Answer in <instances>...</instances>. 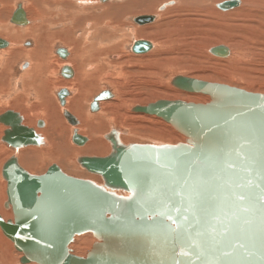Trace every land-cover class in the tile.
Masks as SVG:
<instances>
[{
  "label": "water",
  "instance_id": "1",
  "mask_svg": "<svg viewBox=\"0 0 264 264\" xmlns=\"http://www.w3.org/2000/svg\"><path fill=\"white\" fill-rule=\"evenodd\" d=\"M20 11L13 22L27 24ZM146 49L150 42L133 46L136 53ZM221 51L226 55L227 47L212 54ZM172 85L210 101L159 100L133 111L161 118L187 141L124 146L111 136L110 155L78 159L104 185L68 176L57 165L32 176L17 159L8 162L6 207L14 222L0 216V227L22 254L21 264H264V94L181 76ZM68 94L59 93L63 107ZM111 98L110 91L101 93L92 111ZM64 116L78 124L67 110ZM0 121L11 127L4 140L13 148L41 144L15 114ZM73 140L87 142L76 134ZM87 233L97 242L81 257L70 246Z\"/></svg>",
  "mask_w": 264,
  "mask_h": 264
},
{
  "label": "rangeland",
  "instance_id": "2",
  "mask_svg": "<svg viewBox=\"0 0 264 264\" xmlns=\"http://www.w3.org/2000/svg\"><path fill=\"white\" fill-rule=\"evenodd\" d=\"M88 1L90 5H92V7L100 4V1L98 0H88ZM128 1L129 0H119V1L113 0L111 3H118V2L121 3ZM155 1L158 2L159 0H155ZM167 1L169 0H164L161 3L158 2L159 4L157 3L156 9L158 13L155 12L151 14H145L141 12L132 13L130 15L124 16L119 23L116 22L117 21L116 19L113 20V22H115V26H119L120 30L121 29L125 30L126 34L132 40H130L131 42L128 41L127 35H126L127 39L124 36L123 40H121L122 32L120 30H117L118 40L124 42L123 45H121V50H120L121 53H117L118 52L117 51L104 55V57H106L105 59L110 61V63L107 66L108 68L106 70H108V73H110L111 77L108 78L109 80L108 79L103 81L99 80L98 82L94 81L95 85L93 86V89L91 88L93 91L91 90L88 93L89 95L91 94L94 95L92 96V98L91 96L89 97V102L86 101L87 103L85 104V111L88 110L90 112L91 109L90 114L93 116H99L100 113L102 114V112L103 115L107 113L106 115H108V117L110 116L109 119H107V121L109 120V122L105 121L104 123L105 126L104 132L100 138L103 137L104 133H111L114 131L113 133L117 135V138L121 142L120 144L123 143L122 145L124 146H129L131 144L177 145L179 143L186 142L187 138L184 135L179 133L169 123L165 122L161 118L157 116H150L146 114L136 113L133 111V108L138 105L147 106L159 100H170V101L182 100L193 103H208L210 101V97L208 95L201 93L187 92L174 87L172 85L173 79L180 76L186 78H192V79H199L210 83L227 84L234 87L245 89L250 92H257L264 94V9L259 14L258 24L255 25L256 28L253 29L246 24L249 28L247 27V31L243 33V35L250 40L253 39L252 36L259 35L263 38V42H261L260 44L258 43L254 44L252 41H250L252 42L250 44H242L238 40L230 43L226 42L225 44L230 46L229 47L225 45V47L229 49V53L228 55L225 56H219L212 54V50L214 49V48L212 49V47L216 46V44L219 45L224 44L223 41L219 40V36H218L220 34H225L223 26L221 24V20H222L221 18L228 14H231V12H235L238 10L240 11L241 8L244 6L242 4V0H227V2L235 1L236 6L235 7L232 6L231 8H226V6L224 5L221 11L219 12L214 11L213 13L214 15L212 13L211 15L209 14L210 18L208 19L203 17L202 18L198 17L199 20L197 21L196 18L198 15L191 16L186 13L185 15L188 18L191 16L192 21L190 23L184 20L182 21L179 16H175L176 15L174 14L175 10H173L174 13H170L168 11L161 12L160 8L163 5H165ZM219 1H225V0H219ZM108 3H110V1H108ZM138 3L139 1H137V4ZM260 3L264 4V0H260ZM210 4L211 3H209L208 6H210ZM18 5L23 6L24 0H17L13 4L12 7L13 10H10L11 15L18 8L16 7ZM86 7L88 8L89 6L86 5L85 8ZM92 7L90 6L89 8ZM194 8L197 7L194 6ZM253 13L255 12H251L250 14ZM143 15L156 16L157 21L155 23H152L153 25L161 20H165V22L163 21L164 31H165L162 34L163 40H166L169 37L172 38V45L171 48H169L168 50L170 55L169 58H167L165 53L159 55L157 58L155 56L151 58V55L159 48H161L158 42H155L151 37H149L150 35L154 37V34L156 32L154 31L149 32L148 36L145 38L141 37V35H139L140 37L139 38L134 33L136 32L137 27L140 28V27L152 26L150 24L138 25L135 23V19L138 16H143ZM10 17H8V23L10 25L16 26V24H12L10 22ZM231 19H233V21H240L241 16L235 18L226 17V20H231ZM27 26L28 25L21 27H24V29H26ZM123 26L124 28H122ZM56 28L59 27L56 26ZM88 29H90L89 30L90 32L88 34H90L89 36H91L93 32L92 28L87 27V25L83 23L80 29L82 30V32L79 31L76 36L80 38L79 35L84 34L83 31H88ZM161 32L163 31L161 30ZM113 33H115V31H113ZM182 34H187L190 36L189 38L184 37L183 39H186V42L179 43L175 47L174 40H178V38H182L181 37ZM175 37L176 39H174ZM192 40L194 41L197 40V41L193 43ZM200 40L202 42H200ZM138 41H146V42L153 41V47L151 45V49L148 52H144L143 55L142 53L136 54L133 52V46ZM25 42H26V46L25 45L23 46L22 44ZM28 42L33 43V46L32 44L28 46L27 45ZM18 45H19L18 46L19 49L24 47L31 49L33 47L34 48L36 47V42L33 38L25 37V39L22 38L20 43L18 42ZM186 46L187 48H185ZM11 48L12 47H8L6 49H0V60L2 61L6 60L7 58L6 51L10 50ZM59 48L67 49L68 52L71 53L70 54L71 56L67 57L68 59L67 58L61 59L56 54V50ZM152 48H154L155 50ZM183 48L186 51L181 50ZM208 48H209V52H208ZM50 51L52 53V56L56 57V58L54 57L50 58L52 68L59 67L60 64L58 61H56V59L58 58L60 59L59 61H62L64 63L62 65L63 67L67 66L66 64H68V66L70 65L71 67H74L71 65L69 61H72L70 57H72V55H75V53L71 51V47L65 44L63 40L61 39L53 40V42L51 43ZM168 51H166L167 54ZM144 56L146 57L143 60L139 59ZM230 56L231 58H229ZM115 58H119V59H115ZM218 58L222 60H219ZM224 58H228V59H224ZM171 60L173 61L170 63L172 64L174 62L175 64L171 65L167 63ZM25 63H28V60L26 58L24 57H21L19 59L16 58L14 60L13 65L10 67V69L7 70L6 73L7 76H5L4 74L0 78V116H2V114L4 115L9 112L13 113L14 111H10L11 107L8 106L7 104L11 103L18 94H22L24 92L20 77L29 70L28 68H27L28 70L22 68ZM32 65L33 63L31 64V68ZM3 66H5L4 62L0 64L1 71L5 70V67ZM57 75L58 74L55 75V79L56 78L57 79L52 82V85L55 87L53 88V86L52 87L50 86V88H47L48 96H50V99L52 101H54V98H57V93L62 89H68L70 92V96L72 93L71 89L68 88L67 86H62V88L60 87L61 81ZM44 79L46 80V77ZM6 80L7 82H5ZM26 86H28L29 88L27 92L30 93V96H28L30 97V102L36 103L37 90H35L34 87L32 86V82L29 81L26 82ZM105 91H110L112 93V98L109 100L107 99L104 100V102H107L108 104L106 103L105 105H103V108H102V104H100L99 112L97 113L96 111L94 113L92 111V108H90V106L92 107V103L94 99ZM61 109H64V111L65 110L69 111V109L67 108V103L65 108L61 107ZM14 114H18V113L14 112ZM58 115L59 114L56 112V110L53 109V112L51 111V117L50 119H48L49 126L46 129L42 127L39 128L37 127V130H39L40 132L39 135L40 137H42L41 138L42 143L39 145L40 148L39 147L37 148L38 149L47 148L48 141L45 138H49L48 140L54 141L57 147V149L51 150L52 154L60 155L61 153H65V154L73 155L74 148L68 145V143L73 144V146H75L76 149L78 148L82 149L83 147L87 146L90 143L89 137H91V135L84 133V127L87 126L88 123L86 122L84 123V120H82L83 124L80 125L78 124L76 126H73L67 121V119L64 116L62 117V121H61L59 119L61 117ZM74 115L77 116L76 114ZM77 118L79 117L77 116ZM111 118L113 122L111 121ZM38 119H42V118H36L31 113V115H29V120H31L30 123L33 124H30L29 126H32V128L36 126L35 123L37 122ZM22 123L23 122L21 120V124ZM54 124L58 125V128L60 130L59 133L60 135L56 134L52 130H49V127L53 126ZM88 126H89L88 129H90L91 131L94 130L92 126L90 125ZM2 127L3 129H5L7 126L3 125ZM7 129L11 130V127L8 126ZM89 133L91 134V132ZM75 134L79 136L81 135L85 138L87 137L88 139L87 142L84 145H77L73 140ZM118 135H120L122 139L119 138ZM43 139L47 141L46 146L45 144H43L44 143ZM107 142L111 144V148L106 147V144H104L103 153L100 154L85 153L83 155L82 154L75 155L74 156L75 161L74 160L72 161L82 169H78V170L74 169L73 171H71L69 169L68 170L64 169L63 167L64 164L61 165V163H56L53 161L39 162V160L37 159L38 153L34 152V150L25 151L24 154L22 153L23 155L21 154V158H19V153H21L25 149L27 150L28 148L34 149L35 145L17 149L10 146L3 139L0 143V207L5 213L10 215L7 216V219L4 218L6 222L8 221L14 222V214L12 209L6 207V203L8 201V196H7L8 183H6V180L3 176L4 168L11 159L13 158L17 159L18 165L28 173L31 172V174L34 176L45 175L47 171L56 164L61 168L62 172L67 174L68 176L83 180H90L93 182H97L98 185H104L102 178L95 174H91L86 169H84L78 162L77 158L79 159L80 157L91 156V155H98L97 157H105L110 155L112 152L113 145L110 138L109 139L107 138L106 143ZM34 155H36L37 158ZM28 168L30 169V172L28 171ZM32 169H33V173L31 171ZM0 213L2 214L3 212ZM0 235L2 238H4L3 241L0 240V264H21L20 260L22 254L15 249L13 242L4 235L1 227H0ZM96 242L97 240L95 239V237L91 233H87L81 236H77L74 243L70 247L73 250L74 254L81 257H86Z\"/></svg>",
  "mask_w": 264,
  "mask_h": 264
},
{
  "label": "bare ground",
  "instance_id": "3",
  "mask_svg": "<svg viewBox=\"0 0 264 264\" xmlns=\"http://www.w3.org/2000/svg\"><path fill=\"white\" fill-rule=\"evenodd\" d=\"M16 1L17 0H0V43H3V44L6 43L7 45L5 47H7V48L12 47L10 50H7V51L5 50L6 55H7L6 60H4V59H3L4 61L0 60V64L2 62H4V65H5V66H3V67H5V70H2V71L0 70L1 71L0 72V78L4 74H5V76H7V74H6L7 70L10 69V67L13 65L14 60L16 58H18V59L21 57L26 58L28 60V63H29L27 68H29V66L31 68L32 63H33V65H32L31 69L29 68L30 69L29 72L28 71L25 72V74H23L20 77L24 92L22 94H18L11 103L7 104L8 106L11 107L10 111H14V112L18 113L15 115L18 116V118L22 120V122H23L22 125L29 127V128H32V126H29V125L33 124V123H30L31 120H29V115H31V113L36 118H42V119H38L37 122L35 123L36 126L33 127V129L37 132V134H40L39 130H37V127L39 128V126H40V127L46 129L49 126V123H48L49 120L48 119H50L51 111L53 112V109L56 110V112L59 114L58 116L61 117L59 119L62 121V117L64 116V109H61L62 105L61 106L59 105L57 98H54V101H52L50 99V96H48V91H47V88H50V86L51 87L53 86L52 82L57 79V78L55 79V75L56 74L59 75V71L61 70V67H63L62 65L64 64L62 61H59L60 60L59 58L56 59V61H58L60 64L59 65L60 70H59V67L58 68H52L51 61H50V58L54 57V56H52V53L50 51L51 43L53 42V40L61 39V40H63V42L65 44L69 45V47H71V51L73 53H75V55H72V57H70V59L72 61H69L71 63V65L74 67H71L70 65L68 66V64H66L67 66L64 67L63 74L67 78H69V77L73 76V70H76L75 74L77 73V75L74 74L75 76L73 77V79H71L69 81H67L68 79L65 80V79L60 78V81H61L60 87L62 88V86H67L68 88L71 89V92H72L71 96L68 94L70 97L66 101L67 102V108L69 109L68 112L70 114H72L77 119V122L79 125L83 124L82 120H84V123L85 122L88 123V125L92 126V128L94 129V130L92 129L93 131H91L90 129H88V127H89L88 125L84 127V133L91 135V137H89L90 143L87 146L83 147L82 149L81 148L76 149L75 146H73V144L68 143V145H70V146H72V148H74L73 149L74 150L73 155L72 154L71 155L65 154V153H61L60 155L52 154L51 150L57 149L56 144L54 141L48 140L49 138H45L48 142L45 141V139H43V141H44L43 144H45V146H46V142H47V148L38 149L37 147H39V145H35L34 149L28 148L27 150L25 149L21 153H19V158H21V154L22 153L24 154L25 151L34 150V152L38 153V158L36 155H34V156L39 160V162H41V161L42 162L53 161L56 163H61V165L64 164L63 165L64 169H67V170L69 169L71 171H73L74 169L75 170L82 169V168L78 167V165L76 163H74L72 161V160L75 161V157H74L75 155H78V154L83 155L85 153H88V154L103 153L104 152V144H106V147L111 148V144L108 142L106 143L107 138L109 139L111 135L112 136L114 135V137L117 136L113 133L114 132L113 131L111 133H104L103 137L100 138L104 132L105 121L109 122V120L107 121V119H109L110 116L108 117V115H106L107 114L106 112H105L106 114H104V115L102 112V114L100 113L99 116H93L90 114L91 109H90V112L88 110L85 111V104L87 102H89V97L91 96V98H92V96L94 95V94H91V95L88 94L93 89V86L95 85L94 81H96V82H98L99 80L103 81V80H107L108 78L111 77L110 73H108V70H106L108 68L107 66L110 63V61L106 60L105 59L106 57H104V55H107L111 52H117V51H118L117 53H121L120 52L121 45H123L124 42L118 40L117 30H120V27L115 26V22H113V20L116 19L117 20L116 22L119 23L124 16L130 15L132 13H139V12L145 13V14H151L154 12L158 13L157 9H156L157 3L158 2L161 3L164 0H159L158 2L155 0H129L128 2H121V3H119V2L118 3H111L113 0H105V1L104 0H98V1H100V4L97 6H94V7H92V5H90L88 0H24V5L23 6H21V5L16 6V7H18L16 10L18 11V9L20 7L21 11L19 12L18 16L20 18H23V21H26V22L28 21V22H27V24H23V22L20 20L17 22H13V19L16 16V14H15L17 12L16 11L14 13L13 19L11 21V23L16 24V26H14V25H10L8 23V17L11 16L10 10H13L12 9L13 4ZM108 1H110V3H108ZM137 1H139L138 4H137ZM226 2H227V0H225V1H219V0H171L170 1L169 0V1H167V3L165 5H163L160 8V11L161 12L162 11H165V12L168 11L170 13H174L173 10H175V13H174V14H176L175 16H179L182 21L184 20V21H187L188 23H190L192 21L191 16H194V15H198L196 18L197 21L199 20L198 17H200V18L203 17L206 19L210 18L209 14L210 15H211V13L213 14L214 11H218V12L221 11ZM230 2H235V1H230ZM102 3H104V4H102ZM209 3H211L210 6H208ZM242 4L244 6L241 8L240 11L238 10L235 12H231V14H228V15L221 18L222 19L221 24L223 26L225 34H220L218 36H219V40L223 41L224 44H220V45L216 44V46H213L212 49L215 47H218V46H225V45H227V44H225L226 42L230 43V42H235L236 40L240 41L242 44H250L252 42L254 44H257V43L260 44L261 42H263V38L259 35L252 36V38L254 40L253 39L250 40V39L246 38L243 35V33H245L247 31V27H248L247 25H249L253 29L256 28L255 25L258 24L259 14L264 9V4H261L260 0H242ZM86 5L89 7L91 6L92 8H89V7L85 8ZM194 6H196L197 8H194ZM235 6H236V2L233 3V7H235ZM251 12H255V13L250 14ZM186 13L188 15H191V16L188 18L185 15ZM238 16H241L240 21H233V19L226 20V17L235 18ZM141 17H145V19L151 18L152 21L146 22V23L145 22H137V20ZM255 18H256V21H255ZM223 19H225V20H223ZM31 20H32V22H31ZM156 21H157L156 16H149V15L138 16L135 19L136 24H138V25H147V24L149 25L150 24L152 26H146V27H140V28L135 27L136 32H134V33L138 37H139V35H141V37L145 38L148 36L149 32H153V31L156 32L154 34V37L151 35L149 37H151L155 42H158V44H160L161 48H159L157 51H155L151 55V58H153V56H155L157 58L159 55H161L163 53H165L167 58H169L170 55H169L168 50H169V48H171L172 38L169 37L166 40H163L162 34L165 32L163 21L165 22V20H161V21H159L153 25L152 23H155ZM83 23H85L87 25V27L92 28L93 32H92V35L89 36L90 34H88V33L90 32L89 31L90 29H88V31H83L84 34L79 35L80 38H78L76 35L78 34L79 31L82 32V30H80V29H81ZM25 25H28L29 27L27 26L28 28L26 27V29H24V27H21V26H25ZM92 25H93V27H92ZM56 26H58L59 28H56ZM122 28H124V26ZM22 29H24V30H22ZM253 29H251V30H253ZM161 30L163 32H161ZM113 31H115V33H113ZM120 31L122 32L121 33L122 34L121 40H123V37L125 36V38H126L127 34H126V31L123 29H121ZM189 36L190 35L182 34V36H181L182 38H178V40H174L175 47L179 43H185L186 39H183V38L184 37L189 38ZM25 37L33 38L36 42V47L35 48L33 47L31 49L30 48L28 49L27 47L19 49L18 48V46H19L18 42L20 43L22 38L25 39ZM127 38H128V41L132 40L128 35H127ZM174 39H176V37ZM196 41L192 40L193 43H195ZM250 41H252V42H250ZM200 42H202V41L200 40ZM140 43H142V42H140ZM22 45L26 46V42L23 43ZM150 45H152V47H153V41L150 42ZM32 46H33V43H32ZM193 46H195V45H193ZM227 46H229V45H227ZM5 47H1V48H5ZM190 47H192V46H190ZM185 48H187V46ZM152 49H154V48H152ZM60 50H61L60 53H58V51H57V54L62 59H66L68 57V55L71 54L70 52L68 53V51L64 48H62ZM181 50L184 51L185 49L183 48ZM148 51L146 49V51H144V52H148ZM166 51H168V54L166 53ZM133 52L136 53L135 51H133ZM208 52H209V48H208ZM214 52H215V50H214ZM143 53H142V55H143ZM216 53H218V51ZM228 53H229V49L227 48V53H225V54L228 55ZM136 54H141V53H136ZM217 55L225 56L222 51ZM145 57L146 56L139 58V59L143 60ZM54 58H56V57H54ZM229 58H231V56ZM115 59H119V58H115ZM173 59H175V58H173ZM224 59H228V58H224ZM29 60L31 61V63ZM219 60H222V59H219ZM172 61L173 60H171L167 63L171 64L170 62H172ZM175 61H177V60H175ZM52 63H53V61H52ZM172 64H175V63L173 62ZM180 65H178V66H180ZM72 68H73V70H72ZM9 73H11V72H9ZM157 75H158V73H157ZM45 77H46V80L44 79ZM31 79H33V80H31ZM189 79H192V78H189ZM28 81L32 82V86L34 87L35 90H37V94H36L37 101H36V103H31L30 97H28V96H30V93L27 92V90L29 88H28V86H26V82H28ZM5 82H7V80ZM6 87H8V86H6ZM54 87L55 86H53V88ZM63 91L68 92L67 89H63L61 92H63ZM53 92H55V91H53ZM94 101H95V99H94ZM106 103L107 102H104V100H101L99 102V104H98L99 109H98L97 113L100 110V104H102V108H103V105H105ZM88 104H90V103H88ZM90 108H91V106H90ZM14 112L13 113L9 112V113L14 114ZM73 113L76 114L79 118H77V116H75ZM7 114L8 113H6L4 115L2 114V117L7 115ZM111 121H112V118H111ZM1 123L2 122L0 121V143L3 139H5L4 136L6 135V131H8V129H7L8 126L2 123L3 125L7 126L5 129H3V127H2L3 125ZM4 130H6V131H4ZM49 130H52L56 134L60 133L58 125H56V124L49 127ZM89 132H91V134ZM120 135H118V136H119V138L122 139V137ZM86 139H87V137H86ZM110 140H111V138H110ZM69 142H70V140H69ZM2 149H3V147H2ZM91 156H98V155H91ZM77 160H78V158H77ZM41 164H44V163H41ZM29 168H28V171L30 172ZM31 171L33 173V169ZM29 174H31V172ZM32 176H34V175H32ZM6 183H7V181H6ZM95 183H97V182H95ZM126 195H127V193H126ZM0 210H1L0 212H3L2 213L3 216L0 213V216L3 219L4 218L7 219V216H10L7 213H5L2 210V208ZM4 221L6 222L5 219H4ZM3 239L4 238H2L0 235V240L3 241Z\"/></svg>",
  "mask_w": 264,
  "mask_h": 264
},
{
  "label": "crops",
  "instance_id": "4",
  "mask_svg": "<svg viewBox=\"0 0 264 264\" xmlns=\"http://www.w3.org/2000/svg\"><path fill=\"white\" fill-rule=\"evenodd\" d=\"M16 12V10L12 13V15H11V17H10V22L12 21V19H13V15H14V13ZM13 24V23H12ZM28 46H30L31 45V43L29 42V44H27ZM5 48H7V47H5ZM5 48H0V49H5ZM57 54V53H56ZM57 56H59L58 54H57ZM60 57V56H59ZM62 59V58H61ZM20 61V60H19ZM27 67H28V63H25L24 65H23V67L22 68H25V69H27ZM65 67V66H64ZM64 67H61V70H60V68H59V75H58V78H62V79H65V80H67V81H69V80H71V79H73V77L76 75L75 74V70H73V68H72V70H73V76L72 77H69V78H67L64 74H63V69H64ZM29 68H30V66H29ZM28 68V69H29ZM27 69V70H28ZM30 71V69L28 70V72ZM75 74V75H74ZM63 90V89H62ZM62 90H60L58 93H57V98H58V101L60 102V100H59V93L62 91ZM68 90V89H67ZM69 92V91H68ZM68 98V97H67ZM67 98H66V101H67ZM67 103V102H66ZM60 106H61V102H60ZM62 107V106H61ZM65 117V116H64ZM68 121V120H67ZM69 122V121H68ZM42 138V137H41Z\"/></svg>",
  "mask_w": 264,
  "mask_h": 264
},
{
  "label": "flooded vegetation",
  "instance_id": "5",
  "mask_svg": "<svg viewBox=\"0 0 264 264\" xmlns=\"http://www.w3.org/2000/svg\"><path fill=\"white\" fill-rule=\"evenodd\" d=\"M19 6V5H18ZM17 11V10H16ZM29 43V42H28ZM31 43V42H30ZM32 44V43H31ZM59 49H62V48H59ZM59 49H57L56 50V53H57V51L59 50ZM67 50V49H66ZM68 51V50H67ZM69 53V52H68ZM70 56V54L68 55V57ZM61 58V57H60ZM29 64V63H28ZM69 91V90H68ZM69 95H70V92H69ZM69 95H68V97H69ZM99 96V95H98Z\"/></svg>",
  "mask_w": 264,
  "mask_h": 264
}]
</instances>
